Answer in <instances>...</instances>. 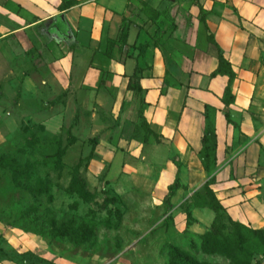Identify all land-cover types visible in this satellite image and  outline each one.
<instances>
[{
    "label": "rangeland",
    "instance_id": "obj_1",
    "mask_svg": "<svg viewBox=\"0 0 264 264\" xmlns=\"http://www.w3.org/2000/svg\"><path fill=\"white\" fill-rule=\"evenodd\" d=\"M73 1L0 0V264H234L227 254L240 242L245 263L263 260L264 224L235 225L203 177L182 168L170 194L158 180L163 154L174 149L152 141L136 154L119 144L110 103L88 108L80 89L93 66L81 71L65 40L45 36L59 5ZM108 1L102 6L113 15L124 10ZM143 3L163 13L146 32L150 42L166 32L185 45L191 35L210 56L216 49L203 48L201 18L233 21L237 11L231 0H133L128 13L146 21ZM159 25L164 32L156 34ZM121 132L148 137L139 125Z\"/></svg>",
    "mask_w": 264,
    "mask_h": 264
},
{
    "label": "crops",
    "instance_id": "obj_2",
    "mask_svg": "<svg viewBox=\"0 0 264 264\" xmlns=\"http://www.w3.org/2000/svg\"><path fill=\"white\" fill-rule=\"evenodd\" d=\"M74 1L72 8L52 15L45 25V36L56 43L65 40L63 44L68 45L72 54L71 63L81 71L93 66L92 77L87 82L81 81L85 89L82 86L80 89L85 93L88 108L98 112L101 106L110 103L115 114L110 119L120 129L119 144L125 143L136 154L152 141L161 146L169 144L174 149L173 157L162 156L165 165L158 180L161 188L169 189L177 180L180 171L173 161L176 158L187 175L203 177L205 185L215 177L211 189L233 220L254 226L264 224V180L260 181L264 177V0H231L237 10L233 12V21L218 18L213 23L206 19L215 42L236 74L231 88L235 99L230 111L238 126L237 136L234 125L225 116L229 77H211L218 66L217 48L209 43L206 28L203 48L213 46L214 56L199 50L191 35L185 45H175L166 32L159 43L150 42L146 32H152L151 25L161 24V11L154 24L147 15L146 21H142L128 13L133 0H117L120 5L117 7L123 6L125 11L121 12L125 16L105 10L103 1L113 5L108 0ZM59 15L63 16L68 34L54 31ZM81 15L87 19L78 24L74 16ZM125 25L129 26V46L121 52L116 45L110 47V42L119 39ZM162 30L159 25L156 34ZM101 42L106 43L104 48ZM140 46L146 47L145 53L140 54ZM77 80L80 81V76ZM129 84L135 88H129ZM135 95L141 97L140 102ZM140 110L152 132L146 142L121 136L123 128L141 127ZM234 114L240 115V122L234 119ZM210 122L217 136V164L211 176L201 156Z\"/></svg>",
    "mask_w": 264,
    "mask_h": 264
},
{
    "label": "trees",
    "instance_id": "obj_3",
    "mask_svg": "<svg viewBox=\"0 0 264 264\" xmlns=\"http://www.w3.org/2000/svg\"><path fill=\"white\" fill-rule=\"evenodd\" d=\"M76 2L73 1L74 5ZM145 7L147 8L148 11L150 12V19L151 21L155 24L157 22V20L159 19V17L162 15L161 12H158L152 8H150L147 4L145 5ZM70 8L66 6V4L64 5V2L61 3V5L59 6V10L60 11H64L66 9ZM201 21L204 23L206 31H207V36H208V41L209 43L213 44L214 46H216L217 48V58H218V66L215 69L214 72H212L211 77H216L218 75H227L229 77V83L228 86L226 88L225 91V97H224V103L227 107V111L225 113V116L227 118V121L231 124L234 125L235 130L237 131L238 126L236 124V122L233 121L232 119V115H231V111H230V107L234 102V96L232 93V83L236 77V74L233 70L232 64L230 63V61L224 56L223 51L221 50V48H219V46L217 45V43L215 42L214 39V35L211 32L209 26L206 23V18L205 16H203L201 18ZM65 21L63 19V16L59 15L58 17H56V22L54 25V31L59 32L60 34H64L65 32L68 34L69 32L66 30V27L64 25ZM128 37H129V26H124L121 30V34L118 40L110 42V47L112 45H116L119 47V50L121 52H124V49L127 48L128 45ZM140 54L145 53L146 47L145 46H140ZM129 88H135L132 85L129 84ZM137 89L141 90L140 87H138ZM140 118L142 119V123H141V129L147 134L150 135L152 132L150 130L149 125L147 124L146 120L143 117V112L140 110ZM147 137L144 139V142H146ZM216 149H217V136L215 134V131L213 129V123L210 122L207 129L205 130V134H204V138H203V152L201 154L202 156V160H203V165L204 168L206 170V172L209 174H213V172L216 170V164H217V160H216ZM94 156V152H91L89 158H92ZM175 162V164L178 166L179 171L181 169V164L180 162L174 158L173 160ZM59 166H63V161L59 160ZM177 181V180H176ZM171 185L169 187V192L170 194L172 193V190L174 188L175 185H177V183ZM215 182V177L213 176L207 183L206 185L208 186V188L212 186V184H214ZM212 190V189H211ZM211 196L214 197L218 204L225 210V212H227V210L223 207V205H221L220 201L217 199L214 191H211ZM228 214V213H227ZM230 217V216H229ZM232 218L230 217V220ZM233 220V219H232ZM231 220V221H232ZM234 224H240L237 221L233 220ZM263 232L261 231H256L255 234L261 235ZM239 251L237 253H229L227 254V257L229 259H231V261H234V264H244L245 263V259H246V253L242 250L244 249V243H239ZM240 247H242V249H240ZM250 255V253H248ZM199 264V263H197ZM245 264H250V263H245ZM255 264H264V259L257 261Z\"/></svg>",
    "mask_w": 264,
    "mask_h": 264
},
{
    "label": "built area",
    "instance_id": "obj_4",
    "mask_svg": "<svg viewBox=\"0 0 264 264\" xmlns=\"http://www.w3.org/2000/svg\"><path fill=\"white\" fill-rule=\"evenodd\" d=\"M172 1H177L181 3H186V2H194V1H199V0H172Z\"/></svg>",
    "mask_w": 264,
    "mask_h": 264
}]
</instances>
